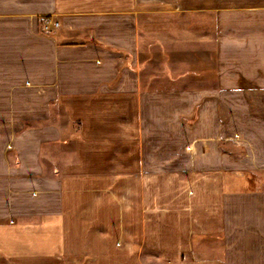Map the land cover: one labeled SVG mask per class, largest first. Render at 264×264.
Instances as JSON below:
<instances>
[{"label":"crops","instance_id":"1","mask_svg":"<svg viewBox=\"0 0 264 264\" xmlns=\"http://www.w3.org/2000/svg\"><path fill=\"white\" fill-rule=\"evenodd\" d=\"M0 264H264V0H0Z\"/></svg>","mask_w":264,"mask_h":264},{"label":"rangeland","instance_id":"2","mask_svg":"<svg viewBox=\"0 0 264 264\" xmlns=\"http://www.w3.org/2000/svg\"><path fill=\"white\" fill-rule=\"evenodd\" d=\"M151 23L153 24V22H151ZM148 24H149V22H148ZM148 29L149 30H147V35L145 34V37L141 38V43L140 44H141V47L142 48H145V46H146L145 45V42H148L147 45L150 46V47H152L151 49L153 50V49H155L153 46L157 47L159 45L158 39H160V36H157L156 35V33H155V26L152 27V28L149 27ZM157 34H159V33H157ZM192 40H196V39L193 38ZM194 42H196V41H194ZM151 56H153V54H150V57ZM165 67H166L165 64H161L160 65V72L162 74H166L167 73V70L165 69ZM166 84L167 83H163L164 86ZM197 251H198V255H199L201 252L199 253V250H197ZM146 258H147L146 260H151V261L154 260V259H156L153 255H151V256L148 255Z\"/></svg>","mask_w":264,"mask_h":264},{"label":"built area","instance_id":"3","mask_svg":"<svg viewBox=\"0 0 264 264\" xmlns=\"http://www.w3.org/2000/svg\"><path fill=\"white\" fill-rule=\"evenodd\" d=\"M50 26H53V27L58 26V21L51 17H46L43 21L42 29L48 30Z\"/></svg>","mask_w":264,"mask_h":264}]
</instances>
